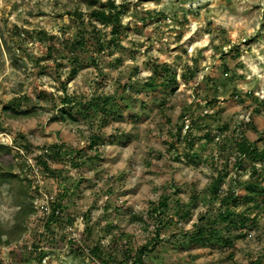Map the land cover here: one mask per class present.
<instances>
[{"label": "rangeland", "instance_id": "obj_1", "mask_svg": "<svg viewBox=\"0 0 264 264\" xmlns=\"http://www.w3.org/2000/svg\"><path fill=\"white\" fill-rule=\"evenodd\" d=\"M108 1L120 11L112 41L110 27L90 16ZM151 77L153 89L144 88ZM92 93L114 99L104 125L76 113ZM64 95L76 102L60 105ZM14 98L22 99L15 110L34 113L5 112ZM235 138L264 148V0H0V144L8 148H0V264H130L126 255L145 244L144 264H264V198L258 188L245 196L250 162L235 166ZM223 171L221 189L238 201L229 208L261 202L248 212L255 222L231 244L216 235L188 244L181 234L219 205L207 188ZM57 187L62 215L47 226L46 191ZM161 194L169 205L156 238L149 212ZM192 195L188 217H168Z\"/></svg>", "mask_w": 264, "mask_h": 264}, {"label": "trees", "instance_id": "obj_2", "mask_svg": "<svg viewBox=\"0 0 264 264\" xmlns=\"http://www.w3.org/2000/svg\"><path fill=\"white\" fill-rule=\"evenodd\" d=\"M91 3V2H90ZM92 4H89L88 7H90ZM90 16L97 20L99 23H101L105 27H110V38L109 40L112 41L118 36V31L120 28V11L116 8V6L113 4L112 1H108L105 8H98L97 10H92L90 12ZM75 15L80 18V23H83L82 15L75 12ZM91 17L89 20V23L92 24ZM92 27L94 29V26L92 24ZM94 33V32H93ZM40 35H43V32H39ZM51 38V37H50ZM97 41V48L96 51H102L104 48L103 44H101L100 37H96ZM84 44V37L81 35L77 37V39L73 40L70 45V51L71 54H74V51H77L80 49ZM48 49L51 51L52 47L51 45L48 46ZM92 63L93 60H91ZM72 67L69 70V76H72L76 73L77 70V64L72 61ZM189 70V69H188ZM189 76H191L193 73L189 72ZM164 77V76H163ZM155 80L154 78H149L145 82H143V87L147 89H153V86ZM163 84L165 86H168L170 83L173 82V76L164 77L162 79ZM127 89L129 86H125ZM22 98H25V96H20ZM22 99L14 98L10 102V106H4L3 110L5 112L11 110L12 114L15 116H30L34 113L32 109H25V110H15L20 105V101ZM60 105H67L75 103L73 96H62L59 99ZM114 104V99L112 96L109 95H103V94H97L92 93L83 100H79L77 103V109L76 113L82 116L85 120L92 121L94 118L97 119L98 125H104L106 123L105 115L108 114V112L111 111ZM70 120L75 119L71 114H66ZM63 117V116H61ZM94 131L91 134L90 143L89 146L94 145L97 140L100 139L99 135V129ZM202 138L205 140H208V142L212 141L209 134L206 132L202 135ZM193 142V139L189 138L188 143L191 145ZM216 143V142H215ZM234 146L237 151V155L234 158L235 166H239L242 163V160H246L244 157H247V160L250 162V166L248 168V177L246 180L242 181V186L245 190V196L251 197L254 194V191L258 188L259 192L262 194V197L264 198V184H262L263 176L262 173L257 171V168L255 167V163L257 161H260V168L261 170L264 169V148H258L255 143H251L247 141L245 138L238 139L235 138L234 140ZM0 148L8 149L7 146H3L0 144ZM50 151H52L53 155L55 156H61V146H52L50 148ZM83 155V154H82ZM84 156V155H83ZM96 157V156H93ZM92 157V158H93ZM43 166V170L45 172V175H49L50 177H54L56 174V171L53 169L48 168V165L42 161L41 162ZM226 170V169H225ZM224 170V171H225ZM218 172L210 186H208L207 191L209 192L210 198L214 201L219 202V205L214 209V212L211 213L210 210L202 213L199 215L198 220L195 224H193L192 229L187 232H183L181 236L187 241L188 244H196V243H206L208 239H210L212 236L216 235L218 239L222 242L231 244L230 236L232 233H234L235 230H237L239 227L246 226L248 222L254 223L255 222V216H251L248 214L250 208H255L256 210L262 206L261 202H253L251 205H244L243 208L239 211L232 210V208H229L227 206V202L231 200L234 203H238L234 200V191L232 188H228L225 191H222L221 184L223 181L224 176H226L225 172ZM258 172V173H257ZM4 174L0 175V181L5 179L3 176ZM239 180H233L229 185L232 187V184H235ZM47 192V193H46ZM45 193L52 196V199L50 200L49 205V213L46 218L47 226L48 224L52 222H58L60 220V215H62L61 211L62 208L60 207V201L62 197L65 195L63 189H59L58 187L56 190L49 192L46 191ZM195 197L193 195L190 197V200L187 202L181 201L177 204V208L174 212L169 214L168 217L174 219V221L179 222L186 216L189 215V202L194 201ZM235 204V205H236ZM168 194H161L156 202L153 203V205L150 207V217L154 218L156 229L154 237H158V232L160 231V228L162 225H164V214L166 213V210L168 208ZM213 207V206H212ZM30 211H32V208H30L27 212H25V215H27ZM251 216V217H250ZM217 224L220 225L221 229L215 230L213 229V225ZM237 235L243 236L245 232L236 231ZM232 237V236H231ZM155 238V239H156ZM145 245L140 246L135 250L132 256H129L127 254L126 261L128 259L130 260V264H144L142 257L144 256L145 252L149 250ZM89 251L94 254L96 257L99 258V260L102 261L100 258L101 256V250L98 244H93L92 247L89 249ZM129 257V258H128ZM261 258L257 257L253 261L249 262V264H261Z\"/></svg>", "mask_w": 264, "mask_h": 264}, {"label": "built area", "instance_id": "obj_3", "mask_svg": "<svg viewBox=\"0 0 264 264\" xmlns=\"http://www.w3.org/2000/svg\"><path fill=\"white\" fill-rule=\"evenodd\" d=\"M50 197H51V196H50ZM51 199H52V198H51ZM51 199H50V200H51ZM48 212H49V209L46 210V213H48Z\"/></svg>", "mask_w": 264, "mask_h": 264}]
</instances>
